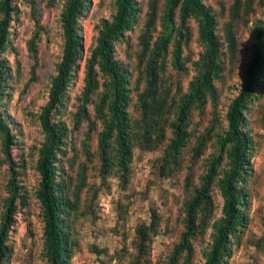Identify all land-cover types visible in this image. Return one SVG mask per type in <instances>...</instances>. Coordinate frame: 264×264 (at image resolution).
Returning a JSON list of instances; mask_svg holds the SVG:
<instances>
[{
  "label": "trees",
  "instance_id": "obj_1",
  "mask_svg": "<svg viewBox=\"0 0 264 264\" xmlns=\"http://www.w3.org/2000/svg\"><path fill=\"white\" fill-rule=\"evenodd\" d=\"M160 1L146 0L137 34V76L132 81L129 68L115 57V44L134 29L142 7L138 0H114L115 11L111 17L101 19L97 25L95 45L85 59L83 89L73 116L74 128L82 121L87 122L82 141L85 155L89 153L90 134L97 123L100 125L96 140L99 172L103 178L111 174L116 176L122 187L129 181L131 156L136 146L154 150L164 145L158 175L169 176L178 167L182 149L192 135L189 129L192 112L203 113L207 100L216 99V82L225 70L224 57L232 63L236 55V30L250 20L256 4L263 3V0H229L227 7L221 3L227 19L220 34L217 13L203 0H162V6ZM90 2L64 0L59 14L63 35L61 58L50 78L48 99L39 113L43 140L36 147L35 169L39 178L34 196L42 211L41 256L45 264H70L77 243L74 223L80 211V192L87 184L86 168L84 163L79 164L74 184L62 163L68 160L66 153L71 148L66 143L68 128L57 114L64 106L67 84L82 56L78 21ZM15 8L13 0H0V107L9 85L10 73L3 53L11 43L10 27ZM191 20L196 23L195 40L201 47L195 60L185 54L193 37ZM34 23L36 29L27 43L36 59L35 40L39 38L42 26L35 15ZM255 33L256 43L243 70V81L226 108L225 128L215 133L217 155L208 161L206 172L183 202V230L168 253L166 264H192V238L208 228L211 242L202 252V264H225L231 254V245L246 221L244 180L251 175L248 161L254 141L244 120L251 101L257 98L264 82V18L258 20ZM188 61L194 74L185 89L179 86L172 91L164 82L166 67L169 65L175 71L185 72ZM95 92L91 115L87 105ZM209 137L208 131L197 136L193 147L195 157L203 153ZM17 142L9 121L0 110L1 153L10 170L5 210L0 219V264L9 254L7 241L16 205H25L28 198L27 190L17 178L23 164L13 160L9 153L10 146ZM224 158L227 159L225 166L219 169ZM189 181L190 176L186 175V188L190 186ZM213 183L217 184L222 197L218 217H214L212 208L210 188ZM136 226L134 264H147L151 237L159 229V216L153 212L148 222Z\"/></svg>",
  "mask_w": 264,
  "mask_h": 264
},
{
  "label": "rangeland",
  "instance_id": "obj_2",
  "mask_svg": "<svg viewBox=\"0 0 264 264\" xmlns=\"http://www.w3.org/2000/svg\"><path fill=\"white\" fill-rule=\"evenodd\" d=\"M138 1L142 7L139 22L133 30L125 33L123 40L115 44V57L129 68L132 81L137 76V34L146 10V0ZM203 1L217 13L218 33L222 34L227 12L222 9L221 3L227 7L230 1ZM160 4L162 6V0ZM13 5L16 8L12 13L11 43L3 53L10 73L9 85L0 110L9 121L10 131L18 140L10 146L9 153L13 160L23 164L18 169L17 178L27 190L28 198L25 205H16L7 241L9 254L3 264H45L41 256L42 211L34 196L39 178L35 160L36 147L43 140L39 113L48 99L50 78L55 74L61 58L63 35L59 14L64 0H13ZM114 11V0H91L88 9L81 15L78 22L82 56L67 84L64 106L57 114L68 128L66 143L71 148L68 149L66 158L70 162L63 160L62 163L74 184L77 182L79 164L84 163L86 168L87 184L80 192V211L74 223L77 243L70 264H134L137 255L136 225L148 222L153 212L159 216V229L151 237L147 264H166L168 253L183 230V202L198 185L199 177L206 172L208 161L217 155L215 133L224 130L226 108L243 81V70L256 43L255 27L258 20L264 18V0L263 3L256 4L250 20L236 30V55L232 63L224 57L225 70L224 75L216 82V99L207 100L203 113L199 114L197 110L192 112L189 125L192 135L189 143L182 149L178 167L169 176L158 175L164 145L154 150H143L136 146L131 156L129 181L124 187L116 176L111 174L103 178L99 172L96 140L100 125L97 123L96 129L91 132L87 147L89 153L85 155L82 141L87 122L82 121L79 127L74 128L73 121L77 98L81 95L84 84L85 59L95 45L97 25L101 19L110 18ZM34 15L42 26L39 38L35 40L36 59L30 53L27 43L36 29ZM190 25L193 37L185 48V54L195 60L201 47L195 40L194 20L190 21ZM186 65L188 68L185 72L175 71L169 65L166 67L164 82L172 91L179 86L185 89L194 74L191 62L188 61ZM96 92L87 105L91 115L94 112ZM257 94V98L251 101L244 120L254 141L248 161V166L252 169L251 175H247L244 180L247 200L243 213L246 221L231 245V254L225 264H264V82ZM207 131L210 132V137L203 153L195 157L193 147L197 136ZM226 161V158L221 161L219 169L224 168ZM186 175L190 176L188 188L185 187ZM9 176V165L4 161L0 146V219L5 210ZM210 193L213 214L218 217L222 197L216 183L212 184ZM209 233L210 228L205 232H197L192 238V264H202V252L211 242Z\"/></svg>",
  "mask_w": 264,
  "mask_h": 264
}]
</instances>
